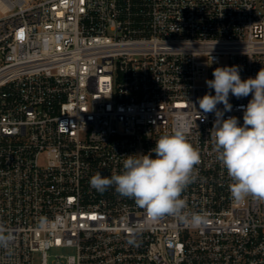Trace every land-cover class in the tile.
Returning <instances> with one entry per match:
<instances>
[{
	"label": "built area",
	"instance_id": "obj_1",
	"mask_svg": "<svg viewBox=\"0 0 264 264\" xmlns=\"http://www.w3.org/2000/svg\"><path fill=\"white\" fill-rule=\"evenodd\" d=\"M233 65L242 79L264 67V0H0V226L14 236L0 264H264V201L231 198L215 116L198 114L206 80ZM250 99L230 94L224 118L243 124ZM176 119L201 154L182 193L200 228L89 183Z\"/></svg>",
	"mask_w": 264,
	"mask_h": 264
},
{
	"label": "clouds",
	"instance_id": "obj_2",
	"mask_svg": "<svg viewBox=\"0 0 264 264\" xmlns=\"http://www.w3.org/2000/svg\"><path fill=\"white\" fill-rule=\"evenodd\" d=\"M212 75L206 85L214 95L208 92L197 99L198 114L203 113L202 120L210 113L215 116L210 137L216 158L230 178L231 198L236 203L249 198L264 201V67L254 78L242 79L238 65L217 67ZM230 94L237 99L251 95L246 106H239L243 124L236 116L224 118L233 108ZM221 104L222 110L218 107ZM189 131L188 121L174 120L171 130L160 135L148 153L126 155L119 173L103 176L97 172L90 178V187L101 194L114 188L119 196L144 209L153 222L171 216L200 228L207 223L206 216L186 213L187 202L182 198L201 163L199 149L188 139ZM139 231L133 232L128 244H137ZM13 240V234L0 226V248L7 249ZM75 259L69 256L68 264H75Z\"/></svg>",
	"mask_w": 264,
	"mask_h": 264
},
{
	"label": "rangeland",
	"instance_id": "obj_3",
	"mask_svg": "<svg viewBox=\"0 0 264 264\" xmlns=\"http://www.w3.org/2000/svg\"><path fill=\"white\" fill-rule=\"evenodd\" d=\"M75 252L74 248H53L51 249L50 253L52 254V257H54L55 254H72ZM50 258V259H51ZM41 263V255L37 253L35 255V264H40Z\"/></svg>",
	"mask_w": 264,
	"mask_h": 264
}]
</instances>
